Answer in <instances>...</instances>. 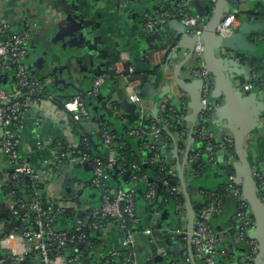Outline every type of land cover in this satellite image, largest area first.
<instances>
[{
  "label": "crops",
  "instance_id": "obj_1",
  "mask_svg": "<svg viewBox=\"0 0 264 264\" xmlns=\"http://www.w3.org/2000/svg\"><path fill=\"white\" fill-rule=\"evenodd\" d=\"M229 1L227 0V13L236 10L238 22L229 39L231 45L216 49L215 55L227 61L232 86L242 95L253 98L259 122L246 138L244 146L251 169L257 168L264 174V0H236V7ZM196 3L202 7V18L207 20V9L213 7L208 0H184L186 11L190 15L196 14ZM162 4V0H0V21L7 23L12 30L19 31L26 23L34 24L27 40L25 66L30 77L45 84L44 98L26 116L25 129L20 133L19 154L36 171H42L46 167L44 162L54 158L55 153H50L48 146L55 139H64L70 144L79 141V136L73 134L65 121L67 116L63 107H58L52 101L53 97L62 100H70L75 95L86 97L88 118L83 119L81 128L95 136L97 134L101 141L98 133L99 120H116L118 125H123L126 122L124 116L134 113L139 119V124L135 127L149 132L150 129L144 130V123L150 117H157L158 121L165 118L166 102L170 96L172 102L183 110L180 118L182 131L178 134L170 133L169 142L165 139L160 142L158 138L157 143L164 153L163 162L178 180L179 169L183 166L182 178L195 221L198 210H194L192 204L201 202L205 197L204 188H209L206 191H217L226 182L228 166L234 168L239 163L235 156L222 151H216L214 158L210 160L203 148V159L207 160V167L203 172L194 170L198 162L194 163L193 160L202 153L197 151L196 155L192 154L201 146L195 128L199 113L195 116L189 109L188 102L189 97L200 92L202 86L201 80L194 77L192 71L200 66L204 67V63L190 55L192 38L177 18L168 20L159 31L146 30L145 22L159 16ZM64 56L69 57L67 62ZM120 58L123 59L125 68L133 69V75L129 77L139 87L138 93L133 98H128L126 72L123 69L110 76L96 97H87L92 79L106 73L109 65L117 63ZM175 76L181 81L183 89L172 85L171 81ZM209 79L210 113L203 126L198 129L203 127L207 139L217 144L225 137L232 138V133L227 122L218 118L216 108L221 101L214 92L211 74ZM4 82L5 80L2 81L3 86ZM247 84H253V88L244 92L243 87ZM167 85L170 88L168 93L164 90ZM128 105L134 106L132 112H128ZM37 143L41 144L38 146ZM103 149L102 157H105L107 151L106 148ZM214 159L215 162L211 163ZM221 167L224 175L221 174ZM7 170L6 160L0 154V176ZM90 171V164L73 165L65 179H54L47 188L57 200H65L71 196L77 204L87 209L93 208V205L99 204L100 194L94 192L89 185ZM128 173L130 172L126 171L122 175L125 183L122 188L127 191L135 190V215L137 223H141L143 228L134 233L133 247L127 250L122 245L124 236L117 225H107L102 233L103 247L97 251L98 255L104 259L109 258L111 264H201L200 259L193 256V252L194 263L189 257L186 232L190 217L180 181L178 194L183 196L184 203L179 207H172L158 193L151 201L145 200L146 187L153 183L150 175L140 183L128 180ZM231 175L240 188L237 172L234 170ZM255 185L258 196L264 201V186L260 189L256 182ZM220 199L222 204L223 200ZM5 202L8 203L7 206ZM235 204L236 200L229 194L223 207V217H216L212 221V233L215 232L217 239L216 260L219 264L250 263L249 244L240 236V220L236 215L238 211ZM214 205L215 203L212 204ZM246 206V215L253 225L246 236L255 241L258 249L253 264H264L260 244L251 235L255 222L247 203ZM12 207L13 203L0 193V260L3 264H10L8 257L11 254L2 245L9 233L7 219L3 215L7 216ZM64 224L61 220L57 226L62 227ZM144 230L148 234H143ZM79 246L78 249L83 250V256L76 264L98 263V259L93 261L91 256L85 255L86 248L82 244ZM183 250L187 253V262L181 257ZM29 259L27 257L26 260ZM33 260L29 261L40 264L38 259Z\"/></svg>",
  "mask_w": 264,
  "mask_h": 264
},
{
  "label": "built area",
  "instance_id": "obj_2",
  "mask_svg": "<svg viewBox=\"0 0 264 264\" xmlns=\"http://www.w3.org/2000/svg\"><path fill=\"white\" fill-rule=\"evenodd\" d=\"M162 1L163 6L160 8L159 16L145 22L146 30L159 31L168 20L177 18L185 26L188 34L196 39L193 55L198 61L202 60L200 36L206 27L207 20L197 14H188L184 7V0ZM208 1L212 6L215 3V0ZM229 3L234 7L237 6L236 0H230ZM237 22L236 10L226 13L216 28V36L222 40L230 38ZM33 27L34 24L26 23L23 29L14 31L7 23L0 21V154L5 158L8 168L0 176V193H2L3 198L9 199L13 203L12 209L7 213L9 233L2 242V245L11 252L8 260L10 264H17L29 257L30 261L38 259L40 264H76L83 256V250L76 249V247L78 244L82 243L83 245L86 242L84 229H103L104 231L106 226L102 225L101 221L106 218L120 220V223L117 222V228L124 234L122 245L124 249L129 250L133 247L134 233L124 231V222H138L134 204L136 192L134 189L127 191L119 186L111 188L108 185L110 172L122 165L124 158L112 150L115 142L107 131L102 128L98 129L103 144L109 148L106 153L107 157L91 156L87 146L84 147L83 151L78 148V143L70 144L64 139H55L48 146L50 153L55 154H53V160L44 162L46 167L42 171H36L19 154L20 133L25 129L26 116L30 109L40 103L45 96V84L41 80L30 77L25 66L27 40ZM123 69L126 72L125 78L127 80L126 94L128 98H133L138 93L139 87L134 84L132 77H129L133 75V69L131 67L125 68L122 58L117 63L109 65L106 73L92 79L86 96L96 97L110 76L118 74ZM192 75L202 82L198 112L199 120L202 121L206 112L210 110L211 84L209 73L200 66L192 71ZM3 80H5L4 86L2 85ZM171 83L176 87L174 80ZM252 88L253 84H247L243 87V91L249 92ZM85 99L86 97L82 95L73 96L64 103L63 111L88 118ZM159 123L161 127L152 124L149 132L134 127L127 132V135L141 141L140 149H150L156 152L158 148L154 144L160 137L161 130L167 129L168 121L163 117ZM196 132L198 138L204 142V150L208 153L210 160L214 158L213 155L216 151L227 153L233 147V138L225 137L220 143L214 144L205 136L203 127L197 129ZM147 135L151 137L153 143L148 144L145 141ZM40 144L37 143L38 146ZM158 162L161 160L159 155L155 153L149 161L142 163ZM76 164H90L89 185L92 189L99 191L100 194L99 204L96 207L87 209L77 204L75 198H71V196L65 200H57L47 188L54 179L61 181L62 173L68 172ZM130 170L134 172L131 182L138 181L139 165L132 163ZM125 172L126 170L122 168L118 175H123ZM251 173L258 188L261 189L264 186V174L257 168H252ZM168 174L174 177V173L168 171ZM66 175L63 176L62 180L65 179ZM156 183L148 184L145 191L144 198L148 202L154 199L157 194ZM160 185L168 187V181L163 179ZM178 190L179 187L177 186L171 188L175 194H178ZM225 192L234 197L237 202L238 213L236 215L240 220L238 224L240 236L249 244V264H253V258L258 249L255 241L246 236L248 231L253 229V225L250 223L246 212L240 211L242 208L247 209V206L242 197L241 189L235 183L232 175L226 176ZM208 196L216 195L212 192L208 193ZM220 198L214 206L201 207L193 224L190 246L193 256L200 259L201 264H219L216 260L217 239L212 233L210 222L212 217L221 213ZM120 206H122L121 209ZM179 206L180 203L177 207ZM124 217L125 219H123ZM57 219L63 220L64 226H57ZM142 233L148 234V231L144 230ZM83 247L86 248V245ZM72 249L73 252L69 254ZM181 257L185 262L188 261L185 250H183ZM0 264H3V261L0 260ZM96 264H111V262L108 258ZM170 264L178 263L172 262Z\"/></svg>",
  "mask_w": 264,
  "mask_h": 264
},
{
  "label": "trees",
  "instance_id": "obj_3",
  "mask_svg": "<svg viewBox=\"0 0 264 264\" xmlns=\"http://www.w3.org/2000/svg\"><path fill=\"white\" fill-rule=\"evenodd\" d=\"M69 99H59L57 97H53L52 101L58 105V107H63L64 103L66 101H68ZM168 105L166 107V111H165V119L168 121V128L167 129H163L161 130V137L162 139H165L166 142L170 141V133L172 134H178L180 131H182V125H181V119L182 115H183V110L180 108H178L176 105V103L172 102V98H168L167 102ZM169 103H171L169 105ZM171 109V110H169ZM209 111L206 112V115L203 117L202 121L198 120L197 121V125L195 128L198 129V127L203 126V123H205L206 118H208L209 116ZM66 123L68 124L69 128L72 130L73 134L79 136V141L76 142V144L78 143V148L80 150L84 151V147L87 146L88 147V152L91 156H104L102 154V151L104 150L103 148H106V151L109 150V148H107L102 140L100 141L97 138V134L95 136V134H92L90 132H85L81 126H82V122H83V117L79 116L78 114H74V113H66ZM124 118L126 119L125 124L123 125H118L115 121H110L107 119H101L99 120V128L104 129L105 131H107V133L113 137V141L117 142L119 145L117 148L112 147V150H114V152L118 155L124 158V161L122 162V165H120L119 167H117L115 170H113L112 172H110L109 174V178L110 181L108 183V185L112 187L114 186H119V187H123L125 186V183H123L122 175H118V172L120 171V169L124 168L126 171L130 172V175L128 176V180L131 181V177L134 175V172H131L130 170V165L132 163H136L137 165H139L140 167V171L137 173V178H138V182L144 180L145 178H148V175H150V181L152 180V182H157L155 185V188L157 189V193L158 195L164 200L169 202V204H171L172 207H176V205L183 204L184 203V199L183 196L181 194H175L171 191V188L174 186L179 187V180L177 178V176H170L168 174L169 171V167L167 166V164L165 162H163V157H164V153L160 147V145L155 142L154 146L157 147V151L155 152L154 150H150V149H140L141 147V141H139L136 138L133 137H129L127 135V132L129 130H131L132 128H134L135 126H137L139 124V119L138 116H136V114L132 113V114H128L127 116H124ZM157 117H150L149 120H147L144 123V130H149L152 126V124L154 123L156 126L161 127V124L159 123V121L157 120ZM178 121V122H177ZM195 137V135H194ZM145 141L149 144V143H153V140L151 139V137L149 135L146 136ZM201 146H200V150L197 149L195 152H192V154L196 155L197 151H201L202 153H200L197 157H195V159L193 160V162H198V166L196 168H194V170H196L197 172L200 171H205V168L207 167L206 164L207 160H204V153L203 152V148H204V142L200 141ZM157 153L159 155V158L161 160V162L158 163H142L143 161H149V159L155 154ZM230 153V155L232 157H234V152H233V147L230 149V151L228 152ZM216 158V157H215ZM216 159L213 160L214 163ZM66 161V160H65ZM65 161H63L65 163ZM232 173H234V168L232 166H228L227 171H226V176L227 175H231ZM124 175V174H123ZM163 179H166L168 181V187H163L160 185L161 181ZM141 183V182H140ZM139 189H141V186L138 185ZM225 187H226V182L224 183V185H222L220 188H217V191H206L209 188H204L206 189L204 192L205 197L203 196V199L201 200V202L199 203H193V209L194 210H198L201 207H211L213 203H217L219 201V197L222 198V204L221 206V213H219L218 215H215L214 217H212L210 225L212 227V221L216 218V217H223V207L225 205V203L227 202V200L229 199V194L225 192ZM147 189V187H146ZM142 190V189H141ZM94 192H96L99 195V191L94 190ZM214 193L216 196H208V193ZM111 195V193H109ZM235 207L237 208V205L235 204ZM240 211H244L246 212L245 208H242ZM66 217V216H65ZM125 219V217L123 218ZM99 221V219H96ZM61 221V219H57L56 224H58ZM102 225L107 226V225H117V222L120 223V220L115 219V218H106L104 220L101 221ZM125 232H131V233H138L141 231V229L143 228L141 223H132L129 221H125ZM105 228V227H104ZM213 228V227H212ZM102 233H103V229L102 230H90V229H84V234H85V243H83V246L86 245V251H85V255H87L88 257L91 256L92 260L94 261L95 259H98L97 262L100 263L104 260V258L100 257L97 253V251H100L103 247V240H102ZM121 234L124 236V234L121 232ZM182 243L185 244V241H183ZM82 244V243H81ZM80 245V244H78ZM77 245V246H78ZM85 258V256L83 257Z\"/></svg>",
  "mask_w": 264,
  "mask_h": 264
},
{
  "label": "water",
  "instance_id": "obj_4",
  "mask_svg": "<svg viewBox=\"0 0 264 264\" xmlns=\"http://www.w3.org/2000/svg\"><path fill=\"white\" fill-rule=\"evenodd\" d=\"M227 0H216L213 7L207 9V14L209 17L207 19L206 27L204 28L200 40L202 42V53L201 59L204 63V67L209 74L213 76V86L214 92H216L219 97L221 104L218 105L216 111L218 113V118L227 122L233 138V152L234 156L237 158L239 165L235 164L234 170L238 174V181L241 186L242 197L247 203L251 216L255 222V229L251 232V235L256 239L259 244L261 251L264 255V201L258 196V190L256 188L255 182L251 173V166L247 160V155L245 152L244 143L246 138L250 133L258 126L259 114L258 111L253 105V98L244 96L242 93L235 89L228 77L227 70V61L215 55V50L223 47H228L231 45L229 39L222 40L216 36V28L228 10ZM196 14L200 17L203 16L202 7L196 3L194 4ZM73 34V33H72ZM80 38V37H79ZM192 38V37H191ZM79 40V39H78ZM184 40V39H183ZM191 49L190 55H193L194 44L196 39H191ZM183 44V43H181ZM190 45V44H189ZM69 57L64 56V60L67 62ZM176 86L183 89L182 83L177 77H174ZM165 92H169V86H165ZM170 98V96H168ZM200 92H195L192 96L189 97L188 107L191 109L195 116H197L200 109ZM128 112L134 110V106L128 105ZM162 137H159L161 142ZM118 144L115 143L114 148H117ZM187 156V151L185 153V160ZM107 157V155H105ZM221 174L224 175L223 167H221ZM130 175L126 176V178ZM236 175V174H235ZM183 166L179 169V181L182 188V193L185 196L186 200V209L189 214L188 228L186 232L187 244L189 257L191 258L192 263V248L190 246L191 234L193 232V222L194 218L192 215V207L190 204L189 196L187 194L186 188L183 182ZM93 207H96L93 205ZM122 206H120V209ZM82 214V213H79ZM6 217V215H3ZM215 232L213 231V234ZM77 249L80 248L78 245ZM70 253L73 251L70 250ZM17 264H33L29 260H21Z\"/></svg>",
  "mask_w": 264,
  "mask_h": 264
},
{
  "label": "rangeland",
  "instance_id": "obj_5",
  "mask_svg": "<svg viewBox=\"0 0 264 264\" xmlns=\"http://www.w3.org/2000/svg\"><path fill=\"white\" fill-rule=\"evenodd\" d=\"M66 174H67L66 171L62 173V175L60 176L61 180H62L63 176H65ZM55 182H56V181H55ZM7 204H8V203L5 202V206H7ZM8 207H9V205H8Z\"/></svg>",
  "mask_w": 264,
  "mask_h": 264
}]
</instances>
